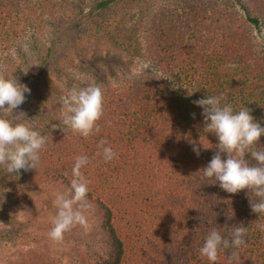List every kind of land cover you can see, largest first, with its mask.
<instances>
[{"label":"trees","instance_id":"1","mask_svg":"<svg viewBox=\"0 0 264 264\" xmlns=\"http://www.w3.org/2000/svg\"><path fill=\"white\" fill-rule=\"evenodd\" d=\"M80 1L0 0V74L31 90L16 111L47 137L35 169L9 174L0 165V200L50 212L47 195L68 193L76 157L84 156L87 202L110 248L98 258L78 252L80 264H210L200 254L205 237L215 228L231 240L237 225L247 228L246 244L222 249L215 264H264V214L250 207L259 198L247 189L227 193L203 176L218 140L203 132V109L192 103L222 95V104L247 107L264 127V0H95L88 12ZM52 27L72 29L74 47L94 62L77 69L63 59L59 82L21 74ZM109 46L127 60L99 67L96 57ZM90 85L101 86L104 111L98 131L83 137L63 124L61 99ZM12 234L23 233L2 237ZM26 264L59 263L40 256Z\"/></svg>","mask_w":264,"mask_h":264},{"label":"clouds","instance_id":"2","mask_svg":"<svg viewBox=\"0 0 264 264\" xmlns=\"http://www.w3.org/2000/svg\"><path fill=\"white\" fill-rule=\"evenodd\" d=\"M227 67L235 68L236 65ZM30 91L13 75L5 77L0 74V112L12 113L25 103V93L30 94ZM223 99L222 95H207L192 102L203 109V132L214 134L218 140L215 154L200 171L206 179L218 182L219 187L227 193L252 190L259 199L256 203L250 201L251 211L260 216L264 214V146H260L259 141L264 136V127L256 122L250 109L242 107L239 111H234L231 104H222ZM61 104L63 124L73 133L88 137L94 130L98 131L97 122L104 111L101 86L72 88L62 97ZM192 115L195 117V113ZM46 143V135L29 123L0 116V165L9 174H18L21 169H35L40 161L39 154ZM193 151L199 156V146L194 144ZM248 155L256 162L254 165L248 162ZM103 156L106 160H111L114 153L110 147H104ZM87 163L86 157H76L68 193L55 194L57 213L48 233L53 241H61L64 234L78 224L87 225L83 211L90 207L87 202L89 188L88 181L80 171ZM260 228L264 230V225H260ZM246 234L247 228L237 225L231 240H228L214 228L205 237L200 254L210 264H215L222 249H239L244 246Z\"/></svg>","mask_w":264,"mask_h":264},{"label":"rangeland","instance_id":"3","mask_svg":"<svg viewBox=\"0 0 264 264\" xmlns=\"http://www.w3.org/2000/svg\"><path fill=\"white\" fill-rule=\"evenodd\" d=\"M83 1L84 5L79 6L88 12L95 0ZM79 3L82 4L80 0ZM65 25L66 23L61 27H65ZM57 31L52 27L48 36L39 37L38 49L28 56L25 61L27 66L21 67V74L41 76L40 78H43L47 83L50 81L59 82L61 77L63 79V75L57 69L65 67L67 61L63 59L68 58L77 69L85 68L90 62H94L91 54H80L74 47L71 39L72 29L64 33ZM49 39H54V42L51 43ZM101 53L102 55L96 57L100 60L97 62L99 67L115 66V61L120 60L119 63H123L127 60V57L120 54L114 46H109L107 51ZM17 79L20 81L19 78ZM9 114L15 115L18 121L23 122L20 111L17 112L15 109ZM48 183L44 186L52 189V185ZM58 192L66 194L61 189L47 195V198L52 202V207L48 213L40 210L36 213L22 211L11 201L0 200V264H26L27 260L31 261L40 256L52 258L59 264H80L77 256L80 251L88 252L97 258L107 255L110 247L106 245L107 237L101 228V221L96 217L94 210L96 205L94 203H90V207L83 211L87 219L86 226L76 225L77 231L67 240L53 241L49 238L48 233L52 226V219L57 213L54 200L55 194ZM37 223H43L42 227H39L40 225ZM18 230L23 233L21 237L14 234L7 238L2 237L5 233H14Z\"/></svg>","mask_w":264,"mask_h":264}]
</instances>
